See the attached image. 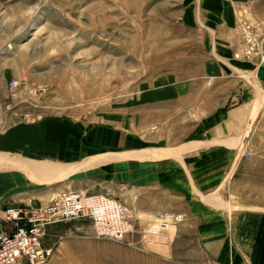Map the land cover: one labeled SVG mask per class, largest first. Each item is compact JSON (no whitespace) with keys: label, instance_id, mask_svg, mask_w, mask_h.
<instances>
[{"label":"rangeland","instance_id":"1","mask_svg":"<svg viewBox=\"0 0 264 264\" xmlns=\"http://www.w3.org/2000/svg\"><path fill=\"white\" fill-rule=\"evenodd\" d=\"M220 2L237 42L205 14ZM242 13L264 0H0V131L33 110L171 149L148 150L145 179L131 165L68 187L119 201L131 229L57 222L40 264H264V65L244 54L264 22Z\"/></svg>","mask_w":264,"mask_h":264},{"label":"crops","instance_id":"2","mask_svg":"<svg viewBox=\"0 0 264 264\" xmlns=\"http://www.w3.org/2000/svg\"><path fill=\"white\" fill-rule=\"evenodd\" d=\"M220 3V13L205 14L223 19L224 29L229 31L221 32L231 34V40L237 42L238 30L234 28L236 13H227L223 2ZM240 6L249 7L245 3ZM242 14L264 22V13ZM192 15L194 13H183L187 18ZM258 26L257 32L264 31V23ZM250 59L257 62L255 58ZM263 65H257L258 70ZM25 113L30 116L25 117ZM15 114L18 115L16 119L0 131V228L5 230L11 229V225L2 219V210L8 205L42 206L50 201L52 194L77 185L79 179L98 175L99 179L104 176L114 178L117 171L123 169H129V173H121L123 177L131 176V165L133 175L145 179L148 159L150 163L159 159L147 158L148 150H171L162 146L148 149L145 129L133 135L132 140L131 135L126 137L127 134L120 139L113 135V131L107 133L99 125L79 122L69 115L40 114L33 110ZM151 128L155 130L156 125ZM162 170H170L171 175L178 171L174 168ZM260 234L256 235V240L260 243L263 258L264 234Z\"/></svg>","mask_w":264,"mask_h":264},{"label":"built area","instance_id":"3","mask_svg":"<svg viewBox=\"0 0 264 264\" xmlns=\"http://www.w3.org/2000/svg\"><path fill=\"white\" fill-rule=\"evenodd\" d=\"M248 34L244 54L263 64L264 31ZM7 84L11 90L18 86L15 79ZM80 218L91 221L96 236H121L131 229L127 208L114 198L103 193L63 190L42 206L8 205L2 210V219L11 229L0 228V264L43 263L52 253V247L43 243L46 228Z\"/></svg>","mask_w":264,"mask_h":264},{"label":"bare ground","instance_id":"4","mask_svg":"<svg viewBox=\"0 0 264 264\" xmlns=\"http://www.w3.org/2000/svg\"><path fill=\"white\" fill-rule=\"evenodd\" d=\"M249 30V29H248ZM249 32V31H248ZM50 202V201H49Z\"/></svg>","mask_w":264,"mask_h":264}]
</instances>
